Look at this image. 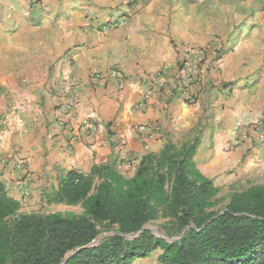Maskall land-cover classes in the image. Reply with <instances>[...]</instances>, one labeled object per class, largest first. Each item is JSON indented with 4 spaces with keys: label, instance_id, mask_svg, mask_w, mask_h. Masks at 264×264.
Returning <instances> with one entry per match:
<instances>
[{
    "label": "crops",
    "instance_id": "0c3cea01",
    "mask_svg": "<svg viewBox=\"0 0 264 264\" xmlns=\"http://www.w3.org/2000/svg\"><path fill=\"white\" fill-rule=\"evenodd\" d=\"M120 19L122 26L100 31ZM216 40L219 60L202 65L185 95L149 91L185 48ZM114 68L122 83L110 78ZM63 74L78 84L69 112L48 92V82ZM7 99L20 114L0 147L16 143L27 168L1 157L0 181L19 202L40 195L48 202L70 170L110 163L123 176L130 167L131 177L144 155L194 138L201 174L218 189L241 192L261 183L248 172H264V149L249 127L264 116V0H0V113ZM236 136L242 139L233 146ZM160 254L133 264H161Z\"/></svg>",
    "mask_w": 264,
    "mask_h": 264
},
{
    "label": "trees",
    "instance_id": "16d2710c",
    "mask_svg": "<svg viewBox=\"0 0 264 264\" xmlns=\"http://www.w3.org/2000/svg\"><path fill=\"white\" fill-rule=\"evenodd\" d=\"M197 145L167 141L128 178L110 163L66 172L48 204L80 215L22 214L0 181V264H133L156 250L161 264H264V185L230 192L214 211L219 189L197 169ZM157 221L165 237H181L125 238ZM102 230L112 235L86 247Z\"/></svg>",
    "mask_w": 264,
    "mask_h": 264
},
{
    "label": "built area",
    "instance_id": "2783aa9c",
    "mask_svg": "<svg viewBox=\"0 0 264 264\" xmlns=\"http://www.w3.org/2000/svg\"><path fill=\"white\" fill-rule=\"evenodd\" d=\"M135 1L136 0H125V3L133 4ZM123 24L124 19L109 22L100 27V31L105 33L110 29L122 26ZM222 51L223 45L218 40L203 48H185L181 61L177 62L173 67H166L158 72L155 76L156 81L149 85L152 86L149 91L152 93V88H154L155 92L162 94L170 93L171 96L177 97L185 95L192 86L199 82L202 65L208 62L210 64L216 63L219 60ZM70 57L71 55H66L64 61L70 63ZM91 78L98 81L101 79V75L94 73L91 75ZM110 78L119 83L124 81L121 73L116 68L111 70ZM164 79L169 80V82H166ZM77 89V81L73 80L66 74L48 82L49 94L58 99L61 105L60 107L65 112H69L74 106L77 97ZM249 127L251 132L258 133L259 138L257 143L260 148L264 149V116ZM247 135L248 133H245L244 137ZM241 139V136H236L231 140V144L237 146ZM15 167L23 171H26L27 168L26 163L23 160L16 161Z\"/></svg>",
    "mask_w": 264,
    "mask_h": 264
},
{
    "label": "rangeland",
    "instance_id": "374dc122",
    "mask_svg": "<svg viewBox=\"0 0 264 264\" xmlns=\"http://www.w3.org/2000/svg\"><path fill=\"white\" fill-rule=\"evenodd\" d=\"M8 100V105H6V107L3 109V111L0 113V145L4 143H7V140H5L8 136L6 135L9 132V127H10V121L13 117H16L19 113V108L14 109V105L15 103L12 102L10 99ZM179 127V126H178ZM201 125H194V130L198 131V133H200V130L198 128H200ZM178 135L181 134L180 132L178 133V131L176 132ZM17 147L16 143H12V145L10 147H6L4 146L3 148L0 147L1 153H0V158H4L7 159L8 161L15 159V157L17 158L16 160H21V158L17 157L16 155L18 154V151L15 150V148ZM12 154L9 158L8 155ZM5 156V157H4ZM37 158L40 161H43L44 159V155L40 154L37 156ZM3 160V159H2ZM127 163H131V160L128 159ZM244 165H246V161L244 159H242L240 161V165L239 167H243ZM122 173L125 176H128L131 173L130 167L128 169L122 170ZM248 174H251V180H260L261 183L258 185H264V172L261 173L259 172L258 175H256V168L252 169V171L248 172ZM38 181L39 180H43L44 178V173L38 175ZM248 179V180H250ZM232 192L231 188H219V192L217 194L216 200H215V206H214V211H220L225 204L228 202L229 200V193ZM40 199L39 201L36 202H32L31 201H20V205H21V209H20V213L22 214H37V215H48V214H52V213H71L74 215H80L82 213L81 209L76 206V207H66L64 205H49L47 201H44V198L42 197V195H40ZM151 227H154L158 230H160L159 226L161 225V221H157L155 223H150L148 224ZM161 231V230H160ZM108 234L107 232H105L104 230H102L100 232L99 235H106ZM98 235V236H99Z\"/></svg>",
    "mask_w": 264,
    "mask_h": 264
},
{
    "label": "water",
    "instance_id": "95a60500",
    "mask_svg": "<svg viewBox=\"0 0 264 264\" xmlns=\"http://www.w3.org/2000/svg\"><path fill=\"white\" fill-rule=\"evenodd\" d=\"M143 230H149V231H151V233H152L155 237H157V238H161V239H164V240L167 241V242H173V241H175V240H177V239H179V238L181 237V235H180V236H178V237H174V238H167V237L164 236V234H163L162 231H160V230H158V229H156V228H154V227H151V226H149V225L147 224V225H145L144 227H142V229H141L140 231L135 232V233H131V234H129V235H126L125 238H126V239H133V238H135L140 232H142ZM108 235H112V233H108V234H106V235H99V236H97V237H96V238H95V239H94L89 245H87L86 247L96 246V245L100 242V240H101L103 237L108 236ZM75 252H76V251H74V252H69V253L67 254V256H66V259L69 258L70 256H72Z\"/></svg>",
    "mask_w": 264,
    "mask_h": 264
}]
</instances>
